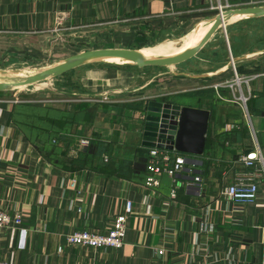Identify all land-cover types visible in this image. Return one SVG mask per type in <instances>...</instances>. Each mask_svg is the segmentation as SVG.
I'll return each mask as SVG.
<instances>
[{"label": "crops", "instance_id": "crops-1", "mask_svg": "<svg viewBox=\"0 0 264 264\" xmlns=\"http://www.w3.org/2000/svg\"><path fill=\"white\" fill-rule=\"evenodd\" d=\"M224 1L233 7L247 2ZM212 3L0 0V68L11 63H58L96 47H138L149 36L189 26L197 17H209L215 11ZM59 12L64 20L54 31ZM204 36L198 38L199 45ZM81 45L89 47L78 49ZM225 62L206 72L181 70L186 74L178 76L168 69L145 68L126 82L118 81L123 75L117 71L116 82L110 84L93 77L91 83L99 91L96 95L103 99L93 105L89 97H80L57 108L68 111L74 120L60 127L66 138L61 144L55 141L60 148L71 146V137L78 143L88 138V149L97 139L109 143L101 157L95 153L85 159L83 152L88 149L78 151L88 165L77 171L39 153L12 119L14 102L0 99V206L23 213L21 225L0 231V259L12 264H187L205 260L210 264H264V70L237 71L247 79L241 82L243 92L250 94L245 114L236 101L240 88L234 83L235 70L230 60ZM215 77L216 84L234 86L210 85ZM205 89L218 95L224 112L210 118L204 154L195 164L188 163L176 181L164 174L159 186L146 189L152 146L144 144L141 130L147 101L199 107L177 97ZM252 150L262 159L246 167L241 157ZM250 172L255 173L260 188L255 200L242 202L222 194L238 175ZM197 175L202 176L200 184L192 182ZM175 186L177 197L173 199ZM130 199L134 211L122 248L93 249L67 243V235L74 230H107ZM22 230L27 231L26 247L22 246ZM161 248L164 254L157 252Z\"/></svg>", "mask_w": 264, "mask_h": 264}, {"label": "rangeland", "instance_id": "rangeland-1", "mask_svg": "<svg viewBox=\"0 0 264 264\" xmlns=\"http://www.w3.org/2000/svg\"><path fill=\"white\" fill-rule=\"evenodd\" d=\"M218 1V0H216ZM221 4L226 6L227 2L224 0H220ZM216 6L219 3H215ZM230 8V7H227ZM224 7V11L227 10ZM220 12V9L215 8L214 13L207 15L204 17H197L194 23H190L189 26L177 29L174 31L164 30L161 31L157 35L149 36L145 38L143 44L141 46L142 49H150L162 47L164 49H170L174 43H178L181 36H184L196 26L199 22H205L207 20H211V17ZM206 34L207 32L204 31ZM203 33V34H204ZM200 36V38L203 36ZM204 34V35H205ZM201 39H194L192 41V46L196 45L200 42ZM89 46L81 45L78 49H88ZM75 48L74 50H76ZM73 50V52H74ZM89 50V49H88ZM246 56L243 60H237L233 66V69L246 73L250 70L254 72H260L264 70V18H244L237 19L231 23H228L226 28H221L211 39L210 43L207 44L199 53L198 56L194 57V59L190 60L188 64L179 65L176 69L185 70L190 69L193 71H207L216 69L218 64L220 66L228 63V60L231 61L232 57L237 56ZM241 61V62H240ZM54 63L49 64H37V63H23V64H8L3 65L0 69L6 70L14 73L25 72L27 70L34 69H42V67L53 65ZM240 65V67H239ZM145 68H152L149 70L157 69L162 70L166 69L165 67H144L140 68L136 65L127 63V64H119L115 62H94L93 64H89L83 67H79L76 70L68 72L59 78L48 79L42 82H38L25 88H16L13 90L6 91V94L0 95V99H8L14 102L15 106H18L20 110H23L24 106L31 105L32 107H40L44 105L45 109H48L50 106H54L55 108L61 107L62 103H67L69 105V101H75L77 98H87L89 103L93 104L98 103L99 100L103 99L101 95H96L99 91L97 90V86L95 84L92 85L91 79L95 77L96 80L102 81V83H113L116 82L114 80L117 75V71L122 73L123 79L118 81H125L128 78L136 77V73L144 70ZM156 70V71H157ZM137 71V72H136ZM205 71V72H206ZM97 77V78H96ZM218 77L212 78L210 81V85L218 83ZM126 82V81H125ZM92 90V92L90 91ZM80 94V95H79ZM83 94V95H82ZM84 94H90L86 96ZM96 95V96H94ZM94 96V97H92ZM179 99L181 101H185L191 103L193 105H198L201 108L211 109V119H215L220 116L224 112V107L219 103L220 99L216 93L210 91L208 89L205 90H193L190 93H181L178 94ZM24 105V106H23ZM73 105V104H72ZM75 105V104H74ZM74 107V106H73ZM72 108V107H71ZM70 109V108H69ZM238 109V108H236ZM73 110V109H72ZM70 110V111H72ZM25 110L24 112H26ZM239 111V110H238ZM241 111V110H240ZM43 112V111H42ZM41 112V113H42ZM242 113V111H241ZM45 116V114H44ZM21 118L23 116H20ZM49 118L45 117L46 126L54 124V126L63 127L68 123L74 122L72 120L71 114L64 110L63 112H57L54 114L50 112ZM39 119L38 121H41ZM76 123V121H75ZM53 127V126H50ZM26 128V127H25ZM27 127L25 130H28ZM30 130V129H29ZM31 131V130H30ZM34 132H31L33 135ZM53 135V134H52ZM31 138H35L34 141L39 143V138L35 136H31ZM83 138V137H82ZM71 142V146H69L68 150L60 149V147H56L55 138L50 141V138L45 137V141L48 143L47 145L42 146L41 149H49L50 153L48 154V158L56 161V163L61 164L64 158L69 159H79V163L83 165V167H87L88 162L80 157V153L77 152L78 140L75 142L74 138H69ZM80 140V138H78ZM40 145V144H39Z\"/></svg>", "mask_w": 264, "mask_h": 264}, {"label": "water", "instance_id": "water-1", "mask_svg": "<svg viewBox=\"0 0 264 264\" xmlns=\"http://www.w3.org/2000/svg\"><path fill=\"white\" fill-rule=\"evenodd\" d=\"M234 16L244 18H264V3L261 5H244L230 7L211 17L212 26L205 34L202 43L194 50L171 56L149 57L141 52L143 46L138 47H96L76 52L53 65L42 69L27 70L14 73L0 69V92L16 88H23L48 79L59 78L68 72L76 70L94 62H110L119 59L124 62L144 67H165L174 75L186 74L176 69L179 65L187 64L210 43L211 39L221 28H226L228 21ZM234 19V20H237ZM246 56L232 57L230 65ZM191 62V61H190ZM235 66V65H234ZM206 75H198L202 77ZM144 125L141 130L144 144L152 147L165 148L187 156L189 164H195L199 156L203 155L207 144V133L210 127L211 111L201 107H190L165 101L148 100ZM196 156V157H194Z\"/></svg>", "mask_w": 264, "mask_h": 264}, {"label": "built area", "instance_id": "built-area-1", "mask_svg": "<svg viewBox=\"0 0 264 264\" xmlns=\"http://www.w3.org/2000/svg\"><path fill=\"white\" fill-rule=\"evenodd\" d=\"M211 3L215 0H209ZM219 3L218 6L215 3H212V8L220 9V12L224 11V7H233L232 4L227 2L226 6L222 5L220 0L216 1ZM264 3V0H247L244 5H261ZM64 20L63 13H57V17L55 19L56 27L54 31L58 30V27L61 26L62 21ZM235 67V66H234ZM235 70V69H234ZM235 81L234 83L237 87L240 88L239 96L236 97V101L241 104L243 107L245 114H247V100L250 97V94H246L243 92V87H241L242 81H247V79L242 78L237 70H235ZM249 79V78H248ZM218 85L233 87L232 83H219ZM91 142L88 138H82L79 141L77 152L86 150L90 146ZM105 161H108L107 157H104ZM262 159L261 154L257 150L248 151V153L244 154L241 157L242 162L246 167L254 166L258 160ZM188 164L187 156L183 153H175L168 149H161L158 147H152L149 150L148 154V162L146 165V181L145 188L157 187L160 185V177L168 175L173 178V181H176V178L179 177L181 172L184 170L185 166ZM193 183L200 184L202 182V176L197 175L192 179ZM76 184V178L71 180V185L74 187ZM260 188L258 183L255 180V173L250 172L248 174H240L236 177L235 181L232 185H228L223 188L222 194L228 199H235L242 202H249L251 200H255L258 196ZM171 197L174 199L177 197L176 186L172 189ZM124 210L117 214L112 221L110 227L105 230H90V229H80L74 230L67 235V243L72 246L86 247V248H109L113 250H118L123 247L125 244V236L127 232V221L131 217L134 209L132 200H127ZM23 223V213L14 209L10 211L5 207L0 206V231L16 228ZM24 231V232H23ZM26 232L22 230V246H25L26 243ZM157 252L159 254H164L163 248L158 249ZM0 264H12L4 259H0ZM187 264H210L209 261H200V262H190Z\"/></svg>", "mask_w": 264, "mask_h": 264}, {"label": "trees", "instance_id": "trees-1", "mask_svg": "<svg viewBox=\"0 0 264 264\" xmlns=\"http://www.w3.org/2000/svg\"><path fill=\"white\" fill-rule=\"evenodd\" d=\"M4 94H6V92H0V95H4ZM30 107L31 105H26L23 107L24 108L23 110H20L18 106L14 105V107L12 108V113H11L12 119L19 127H21L22 130H24L26 135H28L29 139L32 141V144L35 145L39 153H41L45 157H48L50 150L41 149L43 148L42 146L48 144L45 141V137L50 138V141L55 138L60 144L62 141L66 140V138L62 136L63 134L61 133V130L58 129V127L54 126L55 123L49 126H46L45 124H43V122L46 121L45 117L49 118L48 116L50 115V112H53L54 114H56L57 112H59V109L55 108L54 106L52 107L50 106L48 109H45L44 105L40 107H32L33 109H30ZM25 110L27 111L24 112ZM20 116H23V117L21 118ZM39 119H42V120L38 121ZM50 126H53V127H50ZM25 127L26 128L28 127L31 131L29 129L25 130L26 129ZM244 127H245V123H242L241 129H243ZM31 132H34L33 135L35 134L37 139L39 138V143H36L34 141L35 138H31V136H33ZM209 132H210V129L208 131L207 138H209V135H210ZM60 144H55V145L56 147H60L59 146ZM69 144H72V142H70ZM108 148H109V143L102 141L101 139H97L95 140V145H92L88 150L83 152L85 153V155H83L82 157L86 159L90 157L91 154L94 155L95 153L98 154L99 157H101L106 151H108ZM62 149L68 150L69 145H67V148H62ZM63 160L64 161L61 164L65 167L67 166L70 170L77 171L83 167V165L78 162L79 159L76 160V159L64 158Z\"/></svg>", "mask_w": 264, "mask_h": 264}, {"label": "bare ground", "instance_id": "bare-ground-1", "mask_svg": "<svg viewBox=\"0 0 264 264\" xmlns=\"http://www.w3.org/2000/svg\"><path fill=\"white\" fill-rule=\"evenodd\" d=\"M237 18H239V16H234V18L232 20H230L226 23L225 27H227L228 23L233 22L234 19H237ZM212 24H213L212 20H210V21L207 20L205 22H200V23L196 24V26L193 27V30H191L190 32H188L184 36H181V38L179 39V42L175 43V45H173L168 50L164 49L162 47H159V48H154L153 50L144 51L142 53H144L145 55H147L149 57H160V56H171V55L177 56V54H181V53H184L186 51L193 50L194 48L198 47L199 43L192 46V44H191L192 41H194V39L200 38V36L204 33V31L208 32V30L210 29ZM111 61L115 62V63H119V64H124V65L128 63V62L126 63V62L119 60V59H114ZM26 86H29V85H26ZM25 87H23V88H25Z\"/></svg>", "mask_w": 264, "mask_h": 264}]
</instances>
